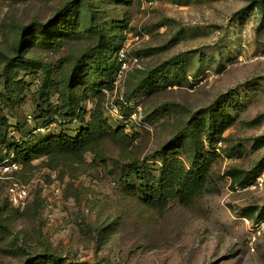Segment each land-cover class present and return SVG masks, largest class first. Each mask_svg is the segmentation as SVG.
<instances>
[{
	"label": "rangeland",
	"instance_id": "rangeland-1",
	"mask_svg": "<svg viewBox=\"0 0 264 264\" xmlns=\"http://www.w3.org/2000/svg\"><path fill=\"white\" fill-rule=\"evenodd\" d=\"M67 1L0 0V91L6 82L5 61L17 52L20 27L47 22ZM254 1L89 0L115 44V56L127 46L140 60L142 68L132 72L134 77L180 58L174 68L167 64L169 77L153 95L133 97L134 105L144 106L153 132L134 124L131 132L125 131L129 135L114 133L83 152L28 161L0 149V162L9 158L19 166L9 175L0 173V264H26L43 253L88 264H264V220L246 215L264 207V145H255L264 139V11ZM79 32L66 35L54 49L33 45L25 58L40 61L58 82L75 58L95 47L89 32ZM16 77L12 105L0 102V125L9 144L32 130L45 135L81 129L96 104L113 128L119 125L105 104L107 99L121 101L129 82L125 90L107 91V98L88 92L81 101L85 122L58 121L46 128L44 119L64 101L49 88L41 89L43 67L31 73L17 65ZM79 86L73 90L75 98L81 95ZM224 95L230 98L225 106L233 123L214 141L203 134L205 158H213L209 190L189 205L179 199L161 207L145 204L139 180L125 176V166L138 163L158 176L163 162L158 150L170 146L175 131L190 117ZM44 105L52 111H42ZM181 150V160L191 164V155ZM231 168L249 172V182L234 185L227 174ZM12 187L26 192L21 205H15Z\"/></svg>",
	"mask_w": 264,
	"mask_h": 264
},
{
	"label": "trees",
	"instance_id": "trees-1",
	"mask_svg": "<svg viewBox=\"0 0 264 264\" xmlns=\"http://www.w3.org/2000/svg\"><path fill=\"white\" fill-rule=\"evenodd\" d=\"M88 2L89 0H68L47 22L34 21L20 27L14 42L16 55L8 57L5 61L3 75L6 82L3 84L2 91H0L1 103L4 101L7 105H12L15 99L16 89H18L17 65H22L25 70L31 73L34 72L37 66L43 67L45 78L41 89H44V87L49 88L50 93L59 94L64 101L63 106L55 110L57 114L50 115V118H47L48 121L44 119L45 122L42 123V127L48 128L51 125L50 123L70 122L72 119L77 121L81 119L85 122L84 115L87 114V110L84 106H81V101L84 103L88 92L100 93L107 98V91L111 93L115 90L116 74L120 66L118 55L115 56V44H110V35L98 23L97 12L88 6ZM254 2L264 11V0H255ZM247 12L244 11V14ZM239 15H242V13ZM79 28L92 35L96 40L95 47L88 54L75 58L74 63L69 66L68 70L61 72V79L58 82L51 80L49 68L43 66L40 61L25 58L24 53L29 47L40 45L45 48H57V44L67 36H78L80 33ZM19 57L22 60H19ZM179 58L180 55L165 62L158 69L145 72L139 77H134L132 72L140 68H134L128 72L123 89L125 90L126 83L129 82L128 90L124 91L122 98H120L121 101L116 102L122 115L125 116L124 119L117 118L118 127L113 128L110 125L103 107L96 104L90 110V121L86 122L83 128L68 132L63 128L59 133L52 131L44 135L32 130L28 132V135L22 141L9 144L10 140H8L7 132L5 133L0 125V149L6 147L9 152L13 150L16 159L28 161L34 156L39 157L52 153L73 154L83 152L88 149L92 142L109 137L114 133L121 132L123 135H129L125 134V131L129 129L131 132L135 128L134 124L142 126L147 132H153V130L146 127L147 124L150 126L151 124L148 123V116L146 114L144 116V106L142 108V122L138 123L130 120V115L136 111L138 106L134 105L133 97L145 96L144 94L147 96L153 95L154 91L159 88L160 82L163 79V81H166L165 78L169 77L168 74H165L168 71V65L174 68ZM79 85H82V92L80 96L75 98L73 90L80 87ZM102 89L103 93H101ZM124 95L127 98H124ZM229 99L227 95H224L212 107L206 108L199 116L193 117V115L185 126L175 131L170 146L158 150L159 155L163 158L162 168L158 176L151 174L149 171L146 173L144 169L141 170L138 163L125 166V176H131L132 179L137 178L139 180L137 184L138 193L145 204L161 207L171 199H179L182 204L189 205L209 190L213 158H205L207 152H204L203 149V134L214 141L216 137L231 126L233 116L225 106ZM44 101L47 106L50 105L49 98H45ZM107 102H109L108 99ZM46 105L40 109L42 111L51 110L46 108ZM167 109H170V107H165L166 112ZM151 113L154 114L155 111ZM152 114H149V116ZM60 116L65 117L64 120ZM255 145L256 147L264 145V139L256 141ZM181 149H185L191 155V164L187 165L181 160L179 157ZM227 174L234 185L240 186L247 184L252 176L249 172L240 168H231ZM246 215L249 217L256 215L259 220H264V207L251 208V212L246 213ZM26 264L88 263L68 262L54 253H43L29 259Z\"/></svg>",
	"mask_w": 264,
	"mask_h": 264
},
{
	"label": "built area",
	"instance_id": "built-area-1",
	"mask_svg": "<svg viewBox=\"0 0 264 264\" xmlns=\"http://www.w3.org/2000/svg\"><path fill=\"white\" fill-rule=\"evenodd\" d=\"M118 60L120 62V66L116 74L115 87L116 89L118 87H123L124 89V83L128 75V72L133 70L134 68H142V66L139 62L138 57L134 56L131 53L130 48L127 46H123L120 48L118 52ZM107 94L109 93L107 92ZM106 109L111 115L119 119L125 118V116L122 115L118 105L113 101L111 102L109 101L106 103ZM142 118H143L142 107L138 105L136 111L130 115V120L141 123ZM146 127L149 130H153V127L148 124L146 125ZM18 168L19 166L17 165V163L12 162L9 158L3 159L0 162V173L3 176L13 173ZM11 191L13 193L12 199L15 205H21L25 201L26 192L22 189H17L14 187L11 188Z\"/></svg>",
	"mask_w": 264,
	"mask_h": 264
}]
</instances>
